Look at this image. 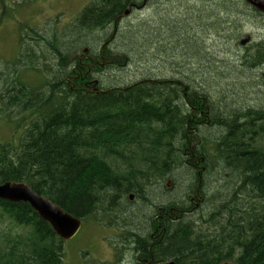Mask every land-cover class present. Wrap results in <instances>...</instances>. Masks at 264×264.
I'll return each instance as SVG.
<instances>
[{
    "label": "trees",
    "instance_id": "1",
    "mask_svg": "<svg viewBox=\"0 0 264 264\" xmlns=\"http://www.w3.org/2000/svg\"><path fill=\"white\" fill-rule=\"evenodd\" d=\"M141 1H89L70 24L71 35L78 36L76 40L67 42L54 28L49 36L30 28L20 36V51L8 61L13 69L6 61V68H0V118L10 117L12 106L32 111L36 117L30 120L24 138L23 133L16 143L0 142V183L23 181L83 222L93 217L96 223L107 225L118 218L96 215L97 208L108 202L109 211L115 209L109 194L125 193L127 198L131 181L141 184L163 177L177 162L182 164L183 155L191 157V151L208 153L215 159L219 154L224 159L235 158L221 168L237 175L243 171V184L252 188L253 197L233 196L198 220L159 219L161 225L157 230L160 235L164 228V237L154 247V255L163 258L162 264H264V142L254 144V152L241 157V147L231 141L235 139L233 135L231 140L219 137L203 140L198 132L186 135L185 123L191 121L182 115L188 105L183 94L191 105L196 101L191 100L192 93L203 95L190 87L172 86L161 78L109 92H100L97 87L92 91L84 85L93 83L100 64L81 59L80 55L85 54L82 50L77 52L79 46L89 33L106 29L124 9ZM235 1L252 14H261L245 0ZM40 43L56 59L53 66L42 63L44 70L34 61L36 57L48 58ZM89 46L88 55L98 58L99 51H92L94 46ZM113 54L105 46L101 56L109 58ZM26 55L29 62L24 61ZM255 60L264 61L263 47L257 49ZM29 69L44 71L42 83H29L26 74ZM173 95L179 98L174 100ZM204 102L214 113L210 102ZM257 112L252 123L254 137L264 139V116H259L263 112H258L259 115ZM14 123L16 129L17 122ZM234 130L242 133L238 127ZM186 172L195 176L189 167ZM163 185L167 190V185ZM155 196L154 216L163 209L171 216H181L186 210L193 213L195 203L189 198L157 203L155 200L164 197ZM178 208L184 211L174 213ZM242 212L245 216L240 217ZM155 221L154 218L156 228ZM225 226L231 228V233ZM222 234L223 242L218 243L216 236ZM0 264H64V240L28 203L0 199Z\"/></svg>",
    "mask_w": 264,
    "mask_h": 264
},
{
    "label": "rangeland",
    "instance_id": "2",
    "mask_svg": "<svg viewBox=\"0 0 264 264\" xmlns=\"http://www.w3.org/2000/svg\"><path fill=\"white\" fill-rule=\"evenodd\" d=\"M89 1L91 0H5L3 3L0 0V68H6L5 61H11L17 56L21 48L20 36L28 28L38 30L44 36H49L54 28L58 36L67 39V42L76 40L78 36L71 35V23ZM138 5L133 9H124L116 18L115 24L89 33L84 44L79 46L77 52L82 50L85 56L89 54V45L94 46L92 51H101V54L104 47L100 46L110 39L108 46L114 53V60L113 57H104L105 61L95 73L94 81L107 87L128 86L146 79L182 80L188 87L199 90L206 96L213 114L222 112L225 118L234 116L236 110L243 108H247V111L264 112V77L259 76L264 73V61L255 60L257 49L264 48V14H252L246 6H240L235 0H143ZM127 9L128 12L124 13ZM247 37L251 41L241 45L240 41ZM40 44L48 58L36 57L34 61L41 68L42 63L46 62L55 65L54 53L48 51L44 43ZM59 48L62 50L61 46ZM85 56L80 55V58ZM25 59L29 62L30 58L26 55L24 61ZM112 61V64H108ZM7 64L10 69L13 67L12 62ZM21 64L25 65L24 62ZM15 67L18 68L19 65ZM41 70L26 71L31 85L42 83L44 71ZM11 109V118H0V142L12 140L16 143L23 133L24 138L30 120L36 117L32 111L21 106H12ZM14 122H17L16 129ZM210 126L201 128L200 138L206 140L222 136L224 139L227 136L224 126ZM263 142L264 139H254L256 145ZM206 154L210 161V170L206 176L210 198L205 202L201 200L200 204L195 201L196 207L192 210L194 214L185 216L184 220H191L192 217L198 220L201 215L209 214L217 206L230 201L233 196L253 197L252 192L247 194L246 185L239 183L243 171L240 170L241 174L237 175L223 170L219 159L224 158L220 154L218 162ZM187 169L184 164L177 162L163 177L141 184L131 181L130 187L134 186L138 193L134 202H130L122 194H109L114 200L115 209L109 211L110 203L102 202L95 214H105L107 219L118 218L112 223H117L121 216L131 217L132 222L141 223L144 227L145 213L154 205L155 195H159L158 198L164 197L155 200L157 203L184 200L189 188L197 184V176H189ZM163 183L167 185V190ZM240 214V217L245 216L244 212ZM226 218L225 224L228 220ZM93 221L92 217L84 221L79 232L64 242V264H105L117 258L118 250L109 240L114 238L112 235L118 230L114 227L111 230L104 225L97 226L100 223L93 224ZM225 229L231 233L229 226H225ZM223 237V234L216 236L218 243L223 242Z\"/></svg>",
    "mask_w": 264,
    "mask_h": 264
},
{
    "label": "flooded vegetation",
    "instance_id": "3",
    "mask_svg": "<svg viewBox=\"0 0 264 264\" xmlns=\"http://www.w3.org/2000/svg\"><path fill=\"white\" fill-rule=\"evenodd\" d=\"M146 1H148V0H144V2H146ZM132 7L133 8L139 7V5H138V3L132 4L130 6V9H133ZM263 17H264V15H263ZM114 24H115V22H114ZM114 27L116 28V25ZM114 33H113V36H114ZM247 35H250V34H247ZM250 41L251 40H249V42ZM109 43H110V39L103 42L102 46H100V47L108 46ZM100 52L101 51H99L100 56L98 58H94L90 55H86L85 58H87L90 62L100 64V67H102V64H103V61H105V58L103 56H101L102 53L100 54ZM112 59L114 60V57ZM113 62L114 61L108 62V64H112ZM108 64H106V65H108ZM88 69H89V66H88ZM259 76L264 77V73L260 74ZM151 81H154V80H147L146 79V80H142V81H139L136 83H140V82L150 83ZM91 82H93V83L88 82V83H85L84 85L86 88H88L89 90H92V91H96L98 88L100 90V92H106V91L109 92V91H112L113 89L123 90L124 87H126V86H114V85L103 87L99 81H94V79L91 80ZM136 83H134V84H136ZM169 83L172 84V86H173V84L181 86L182 89H186L188 87L182 80H171V81H169ZM131 85H133V84H131ZM183 95H184V101H185V103H188V105L186 104L184 106V109H183L184 114H182V115L186 116V120L188 122L191 121L190 123H185V127H187V130H184V132L186 133V135H188L190 132H192V133L198 132L199 136H200L202 127L209 128V127H211L210 125H212L213 127L218 128L219 126H222V127L224 126L226 129V132H227L226 133L227 136H225L224 139L231 140V138H232L231 136L232 135L235 136V139L233 138L231 141L235 142L236 144H238L241 147V150H242V151H240L241 157H244V155H247V154H252L254 152L253 145H254L255 137H254V128L252 127V123H254L253 119H255L254 118L255 117L254 110L253 111L252 110L247 111V108H243L241 110H236L235 111L236 114L234 116H231L230 120H225L226 117L224 118V115L222 114V112H216L215 114H213V112L209 109L208 104H206L204 102L205 100H207V98L206 97L203 98V95L196 96V94L192 93L191 100L196 99V101L193 103V105H191L187 101L186 94L184 93ZM172 98L174 100H177L179 97L173 95ZM188 108H190V110H188ZM186 111H187V113H185ZM258 115H259V113H258ZM259 116L263 117L264 112L262 114H260ZM233 117H235V118H233ZM233 124L236 125L234 128H232ZM237 127L240 128V130L242 132L241 134L235 133L234 129ZM191 128H193V129H191ZM223 134L225 135V132ZM220 139H222V136L220 137ZM224 139H222V140H224ZM197 142H200V140L197 139ZM233 148L236 149V146H234ZM244 149H246V150H244ZM238 153L239 152H237L236 154H238ZM191 154H192L191 157L183 155L182 163L186 167L193 169L195 175L197 176L198 182L196 185L193 184L189 188L190 190H189V192H187V194H185L184 201H186L189 198L191 202L195 203V201H199L198 204H200L202 201L205 202L208 198H210V194H208L207 184H206V176H207L208 171L210 170V165H209L210 161L207 157V154H205V155L204 154L202 155L201 153L196 154L194 151H191ZM218 159H216V162H218ZM234 159L222 160L220 158L219 159L221 161L220 166H222V164H223L226 167L227 162L234 160ZM236 159L239 160L238 158H236ZM243 162H244V160H243ZM229 171H231V170H229ZM244 177H245L244 174H242L240 176V182L239 183H244ZM125 181H127V180H125ZM241 186H242V184H241ZM248 188L249 189L246 190L247 194H249L251 192L253 193L252 188H250V187H248ZM132 190H134V192ZM130 191H132V192H130ZM127 192H126L127 193V199L130 202H134L135 201L134 197L138 195V193L135 192L134 186L130 190L128 189ZM241 193H242V191H241ZM124 195H125V193L123 194V196ZM192 210L193 209L191 208V211ZM159 211H160V208L158 209V212ZM183 211L184 210H181L178 208L175 210L174 213L180 214ZM145 214H146V217H144V220L146 222V225L144 227L141 223L132 222L131 217L125 218L123 216L119 217V220L117 221V223H109L107 225H105L104 223L96 224L95 221H93V224H96L97 226H103L104 225V226L110 227V229L114 227L115 229L118 230V231H115L114 235H112L114 238H111L109 240V241H111V243L114 244L115 248L118 250L117 258L114 259L113 262H115L117 264H162L164 262L163 258L162 257L161 258L155 257V255H154V247H156L157 244L162 242L163 237H164V228H162V232L160 235H159L158 230H157L158 229L157 227L161 225V222H159V219H163V218L169 219L170 218L172 220H176V217H180L182 220H184L183 218H185V216L192 215V214H194V212L191 213L188 210H186L185 212L182 213L184 215L181 214V216H171V213H167L163 209L161 213L159 212V214L157 213L154 216V205L152 204V206L149 208L148 212ZM164 216H166V217H164ZM154 218L156 220L155 221L156 222V228H155V224H154ZM195 218L192 217L191 219H195ZM83 223L84 222L82 221L81 226L83 225ZM191 225H194V224H191ZM80 229H81V227H80ZM111 230H113V229H111ZM166 232H167V230H166ZM115 242H118V244L115 245Z\"/></svg>",
    "mask_w": 264,
    "mask_h": 264
},
{
    "label": "water",
    "instance_id": "4",
    "mask_svg": "<svg viewBox=\"0 0 264 264\" xmlns=\"http://www.w3.org/2000/svg\"><path fill=\"white\" fill-rule=\"evenodd\" d=\"M250 6L264 13V0H245ZM128 9L124 12L127 13ZM242 40V43H244ZM131 198V197H130ZM0 199L11 202H26L48 222L54 232L62 239L72 238L81 227V219L62 209L49 198L35 192L23 181H6L0 183ZM223 264H234L224 262Z\"/></svg>",
    "mask_w": 264,
    "mask_h": 264
},
{
    "label": "bare ground",
    "instance_id": "5",
    "mask_svg": "<svg viewBox=\"0 0 264 264\" xmlns=\"http://www.w3.org/2000/svg\"><path fill=\"white\" fill-rule=\"evenodd\" d=\"M128 8H130V7H128ZM245 40H244V43H242V40L240 41V44L241 45H246L248 42H249V40H250V37H247V38H244ZM262 58V57H261ZM127 63V62H126ZM257 109V108H256ZM235 150H237V149H235ZM244 150H246V149H244ZM235 153H237V151H235ZM226 159H228V158H226ZM183 164V163H182ZM247 186V185H246ZM194 188V187H193ZM246 189L248 190V187H246ZM153 261V260H152Z\"/></svg>",
    "mask_w": 264,
    "mask_h": 264
}]
</instances>
